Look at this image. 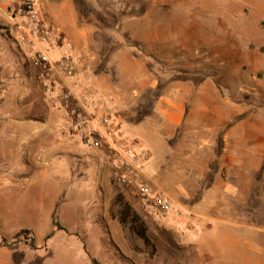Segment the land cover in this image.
Returning <instances> with one entry per match:
<instances>
[{
    "label": "rangeland",
    "instance_id": "1",
    "mask_svg": "<svg viewBox=\"0 0 264 264\" xmlns=\"http://www.w3.org/2000/svg\"><path fill=\"white\" fill-rule=\"evenodd\" d=\"M38 2L52 23L68 30L73 26L70 17L78 16L77 25L86 28L77 40L88 54L84 73L77 78L81 86L97 82L101 93L115 98L119 94L125 105H139L150 104L173 82L186 80L197 85L207 79L208 84L220 85L219 95L236 90L238 103L249 108L255 125L264 122V0ZM6 26L0 22V29ZM4 32V50L11 55L8 36L16 34L12 29ZM12 55V61L0 65V79L8 88L0 111L23 108L22 117L41 120L52 107L36 76L37 69ZM15 64L28 74L18 79L19 90L26 94L22 99L11 91L16 81L4 77L5 73H9L7 77L13 75L9 67ZM125 138L141 142L148 154L149 180L171 191L175 167L170 163L172 143L155 126L149 130L135 127ZM73 145L57 147L44 173L33 170L28 176L0 178V239H12L28 229L37 246L32 249L20 243L7 247L10 253L6 254L12 258L0 253V263L184 264L183 256L191 255L172 242L171 236L151 238L152 245L147 246L130 222L121 223L119 206L113 203L110 213L111 201L119 193L137 208L143 203L131 187L112 181L110 167L104 169L102 190L93 196L97 165L93 162L86 168L84 165L92 161L89 148L79 141ZM81 153L88 158L84 159L87 163L80 159ZM253 173L255 181L243 211L225 216L245 221L248 235L253 234L252 240L264 247V150L261 164L255 160ZM190 175L187 173V178ZM176 221L183 226L189 220L179 223L176 217ZM58 223L67 230L61 224L64 230L59 229Z\"/></svg>",
    "mask_w": 264,
    "mask_h": 264
},
{
    "label": "crops",
    "instance_id": "2",
    "mask_svg": "<svg viewBox=\"0 0 264 264\" xmlns=\"http://www.w3.org/2000/svg\"><path fill=\"white\" fill-rule=\"evenodd\" d=\"M6 6L7 0L0 1V22L7 25L0 29L1 67L13 60V53L10 55L4 50V38L1 39L4 29H12V34L15 32L13 20L5 11ZM41 12L43 17L48 18L43 7ZM70 19L73 26L68 30L61 26L63 35L81 50L77 40L86 33V28L77 25L78 16ZM83 53L87 60L88 54ZM9 70L13 75L7 77L9 73H5L4 77L8 81L10 78L16 81L11 91L15 93V98L22 99L26 94L19 90L18 79L28 77L26 69L15 64ZM206 80L197 85L186 80L173 82L150 104L139 103L141 106L136 102L125 105V99L119 94L114 97L116 118L124 137L135 127L149 130L155 126L173 145L169 148V152L173 150L170 163L175 166L172 169L175 172L171 177L172 190L165 188L172 200L173 212L170 217L159 220L144 208L143 203L137 208L124 198L144 222L150 239L167 234L182 251L191 255L183 256L184 264H264V247L252 240L253 234L248 235L249 227L245 226V221L239 222L225 216L240 215L246 199L251 195L248 192L256 177L253 173L255 160L258 165L262 162L264 122L260 120L259 125H255L253 114H248L249 108L238 103L236 90L227 95L222 93V96L218 90L220 85L217 82L208 84ZM93 85L100 87L97 82H93ZM51 107V111L43 114L41 120L22 117L23 108H3L0 111V178L28 176L34 171L44 173V167L51 164L57 147H72L79 141L75 135L63 129L66 121L64 112ZM123 108H126L125 112H122ZM240 116L242 118L239 120ZM29 122L33 124H27ZM141 122L147 128L140 125ZM258 136H262L261 139ZM83 145L89 148L92 160L88 164L84 160L88 158L81 153L80 159L87 163L84 166L87 168L93 162L97 165L95 196L102 190L105 152ZM187 173H191L188 178ZM115 197L109 207L110 213ZM178 210L191 215L192 220L179 226L175 215ZM112 218L116 222L119 220ZM135 251L142 252L140 249ZM0 253L5 255L10 250L0 248Z\"/></svg>",
    "mask_w": 264,
    "mask_h": 264
},
{
    "label": "built area",
    "instance_id": "3",
    "mask_svg": "<svg viewBox=\"0 0 264 264\" xmlns=\"http://www.w3.org/2000/svg\"><path fill=\"white\" fill-rule=\"evenodd\" d=\"M5 11L16 33L8 36L10 50L37 69L48 101L64 112L63 129L82 144L104 150L103 166L112 169V181L131 187L150 214L166 220L173 212L171 197L165 188L149 180L148 154L141 142L123 136L114 96L101 93L93 84L78 83L86 66L85 54L64 37L60 25L43 17L38 0L7 1ZM7 93L0 79V105ZM176 217L179 223L192 220L184 211Z\"/></svg>",
    "mask_w": 264,
    "mask_h": 264
},
{
    "label": "trees",
    "instance_id": "4",
    "mask_svg": "<svg viewBox=\"0 0 264 264\" xmlns=\"http://www.w3.org/2000/svg\"><path fill=\"white\" fill-rule=\"evenodd\" d=\"M113 203L120 208L121 223L130 222L131 229L144 240L145 245H152L151 239L147 234V228L144 222L141 220L140 216L132 209L131 205L125 200L122 193L117 194ZM57 225L59 229L62 228L59 223ZM20 243H25L32 249H37L35 239L31 231L28 229L21 230L12 239H0V248H13V246L16 247ZM92 260L95 262V259L92 258Z\"/></svg>",
    "mask_w": 264,
    "mask_h": 264
}]
</instances>
